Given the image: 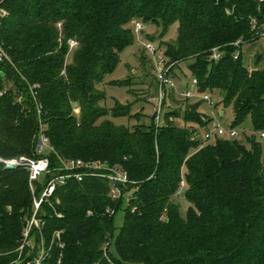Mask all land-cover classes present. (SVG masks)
<instances>
[{
    "label": "trees",
    "instance_id": "1",
    "mask_svg": "<svg viewBox=\"0 0 264 264\" xmlns=\"http://www.w3.org/2000/svg\"><path fill=\"white\" fill-rule=\"evenodd\" d=\"M3 11L0 42L10 60L0 61V159L33 156L42 121L61 156L118 164L134 189L115 235L123 199L109 196L107 181L87 177L58 187L59 202L43 206L42 230L47 242L62 230L65 246L54 243L47 264H264V154L256 135L197 138L187 125L211 118L200 102L169 109L174 89L159 122L154 113L150 123L119 125L110 114L131 119L139 112L130 102L105 107L99 87L134 44L133 21L160 25L163 34L178 22L177 38L159 45L175 62L176 81L187 63L200 94L233 106L232 127L250 117L254 131H264V52L252 65L246 59L260 40L251 21L264 25V0H0ZM70 38L78 47L68 60ZM111 82L127 86L129 79ZM183 186L187 215L175 198ZM30 209L27 169H4L0 161V264L19 258Z\"/></svg>",
    "mask_w": 264,
    "mask_h": 264
},
{
    "label": "built area",
    "instance_id": "2",
    "mask_svg": "<svg viewBox=\"0 0 264 264\" xmlns=\"http://www.w3.org/2000/svg\"><path fill=\"white\" fill-rule=\"evenodd\" d=\"M5 12L0 13V17ZM252 28L260 40H264V25L253 18ZM134 33H144L145 24L141 21H133ZM61 28V23H58ZM2 25L0 20V36ZM237 41L235 45L239 46ZM69 53L78 47V41L74 38L68 39ZM142 48L153 56L154 70L157 80V93L155 96L156 121H160L164 100L171 89H177V81L172 75V68L175 62H169L163 50L156 46L152 41H141ZM68 53V55H69ZM240 50H237L234 57L239 56ZM220 53L214 49L212 58L217 60ZM10 60V56L0 42V61ZM33 87H37L34 84ZM32 89V88H31ZM5 91L0 88V95ZM182 95L186 98L199 96L205 101L212 102V96L209 94H200L198 92V80L192 79L191 88H186ZM40 112V109H38ZM42 121L39 122L38 133L35 141V152L33 156H21L14 159H0L3 165L13 163L15 167H25L28 171V186L31 194V209L25 218V224L22 231L20 245L17 248L19 258L15 264H47L51 257L53 244L57 243L60 248H64L65 243L62 240V230L54 232L50 242L45 239L42 228L46 220L42 216L44 204H52L55 200L59 202L55 192L58 187L65 185L69 180L82 181L87 177H99L108 182V194L114 200L123 199L129 184L131 183L126 169L118 164H110L107 161L99 159H84L80 157L61 156L51 143L49 136L44 130ZM215 131V133H213ZM224 136L228 138H238L239 132L236 127L225 129L224 127L213 124V130H207L203 139H211L214 136ZM260 138L264 140V131L260 132ZM184 185V182H182ZM106 211L109 214L115 212L114 208L108 207ZM58 215V214H57ZM106 250V249H105ZM107 254V253H106ZM60 254L59 262L62 258Z\"/></svg>",
    "mask_w": 264,
    "mask_h": 264
},
{
    "label": "rangeland",
    "instance_id": "3",
    "mask_svg": "<svg viewBox=\"0 0 264 264\" xmlns=\"http://www.w3.org/2000/svg\"><path fill=\"white\" fill-rule=\"evenodd\" d=\"M133 27V25H131ZM179 23L172 24L168 31L163 34V28L160 25H145V32L136 34L134 44L125 48L120 55V62L115 71L108 74L105 77V82L99 87L106 94V99L103 101V105L109 109L115 106L116 101L121 103L130 102L132 104V113L139 112V117H132L131 119L126 116L114 117L112 114L108 118L113 120L119 125H134L137 122L150 123L151 116L155 113V96L157 93V81L153 64V56L144 51L141 46V41H152L157 47L161 43L173 41L177 38ZM164 45V44H162ZM264 52V40H258L254 45H251L247 49L246 59L249 64H253L256 54ZM72 52L68 55L70 60ZM177 75V89L174 91L168 101L169 109H183L191 106L194 102H200V111L211 118L208 125L199 126L189 123L187 126L196 129V137L203 138L207 130H213V124L229 129L232 127L234 121V109L232 105L224 106L221 103V96L215 95L212 97V102L201 100L199 96L187 99L182 95V92L186 88H191L192 73L188 69L187 63H181L176 69ZM127 86H119L113 84L111 81L128 80ZM75 113L79 116L80 109L76 106ZM138 120V121H137ZM177 122L185 124L182 118H177ZM239 132V139L252 134L256 135V138L260 141L263 154H264V140L260 138V132H255L252 126L251 118L248 117L244 123L236 126ZM215 133V131H213ZM186 187L180 188L176 194V201L179 203L181 212L183 215H187L192 208L191 203L185 197ZM134 189L126 191L122 200L121 206L116 210L113 227L115 235L119 232L123 225L125 209L129 204L131 197L133 196ZM113 254H116L114 243L111 246Z\"/></svg>",
    "mask_w": 264,
    "mask_h": 264
},
{
    "label": "water",
    "instance_id": "4",
    "mask_svg": "<svg viewBox=\"0 0 264 264\" xmlns=\"http://www.w3.org/2000/svg\"><path fill=\"white\" fill-rule=\"evenodd\" d=\"M77 103L74 102V106H76ZM15 168V165L13 163H9L7 165H4V169H14Z\"/></svg>",
    "mask_w": 264,
    "mask_h": 264
}]
</instances>
